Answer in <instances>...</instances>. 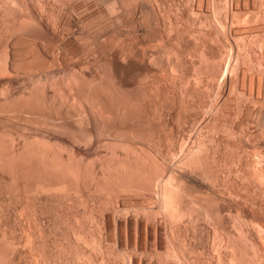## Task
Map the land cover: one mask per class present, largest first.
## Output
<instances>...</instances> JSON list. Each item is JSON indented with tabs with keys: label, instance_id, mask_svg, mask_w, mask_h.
I'll use <instances>...</instances> for the list:
<instances>
[{
	"label": "rangeland",
	"instance_id": "rangeland-1",
	"mask_svg": "<svg viewBox=\"0 0 264 264\" xmlns=\"http://www.w3.org/2000/svg\"><path fill=\"white\" fill-rule=\"evenodd\" d=\"M0 264H264V0H0Z\"/></svg>",
	"mask_w": 264,
	"mask_h": 264
},
{
	"label": "bare ground",
	"instance_id": "bare-ground-1",
	"mask_svg": "<svg viewBox=\"0 0 264 264\" xmlns=\"http://www.w3.org/2000/svg\"><path fill=\"white\" fill-rule=\"evenodd\" d=\"M114 6H115V5H114ZM109 9H110V8H109ZM111 9H113V8H111ZM108 11H109V10H108ZM111 11H112V10H111ZM114 11H115V10H114ZM27 13H28V12H27ZM29 13H30V12H29ZM73 13H74V11H73ZM110 13H111V12H110ZM28 15H29V14H28ZM81 17H82V16H81ZM36 18H37V17H36ZM79 19H80V18H79ZM41 20H42V19H41ZM23 22H24V21H23ZM28 25H29V24H28ZM25 26H26V25H25ZM22 27H23V25H22ZM22 27H21V29H22ZM27 27H28V26H27ZM19 29H20V28H19ZM21 29H20V31H22ZM15 31H17V30H15ZM24 31H25V30H24ZM13 32H14V30H13ZM15 33H16V32H15ZM17 33H19V30L17 31ZM17 33H16V34H17ZM14 37H15V36H14ZM11 39H12V38H11ZM20 40H21V39H20ZM22 40H23V39H22ZM18 42H19V41H18ZM21 42H22V41H21ZM8 43H9V42H8ZM17 44H18V43H17ZM19 44H20V43H19ZM21 45H22V44H21ZM21 45H20V46H21ZM17 47H18V46H17ZM6 48H7V47H6ZM19 48H20V47H19ZM6 50H7V49H6ZM6 52H7V51H6ZM11 53H12V52H11ZM21 53H22V52H21ZM26 53H27V52H26ZM5 54H6V53H5ZM29 54H30V53H29ZM29 54H28V55H29ZM31 54H32V53H31ZM33 54H34V52H33ZM38 54H40V53L38 52ZM7 55H8V54H7ZM10 55H11V54H10ZM12 55H13V54H12ZM15 55H16V54H15ZM19 55H20V54H19ZM5 56H6V55H5ZM20 56H21V55H20ZM7 57H8V56H7ZM13 57H14V56H13ZM17 57H18V56H17ZM37 57H39V56H37ZM8 58H9V57H8ZM22 58H23V57H22ZM77 79H78V78H77ZM77 83H78V82H77ZM77 83H76V84H77ZM70 84H71V83H70ZM76 84H75V86H76ZM72 86H73V85H72ZM76 88H77V86H76ZM76 88H74V89H76ZM74 89H73V90H74ZM71 90H72V89H71ZM72 92H73V91H72ZM12 145H13V144H12ZM23 145H24V144H23ZM11 147H12V146H11ZM11 147H10V148H11ZM27 147H28V146H27ZM12 148H13V147H12ZM13 149H14V148H13ZM21 149H23V148H21ZM14 150H15V149H14ZM25 150H26V149H25ZM44 151H45V150H44ZM15 152H16V151H15ZM24 152H25V151H24ZM190 154H191V153H190ZM190 154H189V155H190ZM184 157H185V156H184ZM50 159H51V158H50ZM187 159H189V158H187ZM51 160H53V159H51ZM127 160H128V159H127ZM183 160H184V159H183ZM188 161H189V160H188ZM54 162H55V161H54ZM120 162H121V161H120ZM192 162H193V161H192ZM63 163H64V162H63ZM65 163H66V162H65ZM121 163H123V162H121ZM189 163H191V162L189 161ZM43 164H44V163H43ZM54 164H55V163H53V165H54ZM56 164H57V163H56ZM115 164H116V163H115ZM117 164H118V163H117ZM119 164H120V163H119ZM125 164H126V163L124 162V165H125ZM143 164H144V163H143ZM45 165H46V164H45ZM59 165H60V164H59ZM109 165H110V164H109ZM122 165H123V164H122ZM190 165H191V164H190ZM110 166H111V165H110ZM127 166H128V165H127ZM122 167H123V166H122ZM106 168H107V167H106ZM106 168H105V169H106ZM119 168H120V166H119ZM119 168H117V169H116V167L114 168V169H115V170H114L115 173H116V171H117V173H119V172H118V171H119V170H118ZM58 169H59V168H58ZM70 169H71V167H70ZM107 169H108V168H107ZM120 169H121V168H120ZM128 169H129V167H128ZM128 169H127V170H128ZM130 169H131V168H130ZM59 170H60V169H59ZM65 170H66V169H65ZM122 170H125V169H122ZM122 170H121V173H122ZM133 170H134V169H133ZM114 171H111V172H113L112 174H115ZM129 171H132V170H129ZM129 171H128V172H129ZM138 171H139V169H138ZM63 172H64V171H63ZM123 172H124V171H123ZM134 172H135V170H134ZM140 172H141V170H140ZM104 173H105V174H104V177L109 176V178H110V177L112 178V176H111L112 174L110 173V171H109V173H108V171H107V173H106V172H104ZM78 174H79V173H78ZM106 174H107V175H106ZM119 175H120V173H119ZM131 175H132V174H131ZM107 178H108V177H107ZM113 178H114V177H113ZM108 180H109V179H108ZM110 180H111V179H110ZM163 190H164L163 195H164L165 197H167V196H168V195H167V194H168V189H167V187L165 186V188H164ZM166 192H167V193H166ZM165 193H166V194H165ZM163 199H164V198H163ZM166 200H167V198H166ZM136 201H137V200H136ZM166 202H167V201H166ZM163 203H164V202H163ZM130 204H131V203H130ZM133 204H134V203H133ZM166 205H167V204H166ZM117 212H118V211H117ZM174 218H175V217H174ZM175 224H176V221H175Z\"/></svg>",
	"mask_w": 264,
	"mask_h": 264
}]
</instances>
